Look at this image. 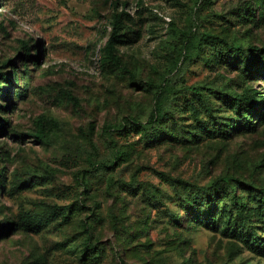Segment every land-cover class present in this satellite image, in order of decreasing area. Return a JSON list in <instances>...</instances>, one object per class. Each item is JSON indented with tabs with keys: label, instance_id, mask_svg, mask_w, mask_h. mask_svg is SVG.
<instances>
[{
	"label": "rangeland",
	"instance_id": "374dc122",
	"mask_svg": "<svg viewBox=\"0 0 264 264\" xmlns=\"http://www.w3.org/2000/svg\"><path fill=\"white\" fill-rule=\"evenodd\" d=\"M263 47L264 0H0V264H264Z\"/></svg>",
	"mask_w": 264,
	"mask_h": 264
},
{
	"label": "trees",
	"instance_id": "16d2710c",
	"mask_svg": "<svg viewBox=\"0 0 264 264\" xmlns=\"http://www.w3.org/2000/svg\"><path fill=\"white\" fill-rule=\"evenodd\" d=\"M120 22H121L120 16L115 15L114 22H113L114 24H113L112 34H111V37H110L109 42H108V44L106 46V49H105L107 57L114 63H118V57L116 55V51L115 50H116V46H117V44L119 42V39H120V34H119V24H120ZM252 51L256 52V54H258V53L262 54V53H264V47L263 48H259V49L255 48ZM241 55H242V58L244 60H246V63H247V65L249 67L255 66V60L254 59H251V58L247 57L245 55V53H241ZM262 75L264 77V71H263ZM243 99L245 100V102L248 105V107L253 112H256V103H254V101L251 98H248V97H243ZM262 109H263L262 111L258 110L257 112L258 113H263L264 112V98H263V103H262ZM249 124L253 125L252 124V120L249 121ZM205 191H209V190L206 189ZM211 211H212V209H205L202 212H203V214H208L209 217H212L213 214H212ZM88 248H90V245H89Z\"/></svg>",
	"mask_w": 264,
	"mask_h": 264
}]
</instances>
